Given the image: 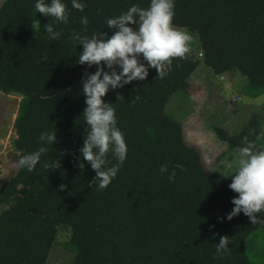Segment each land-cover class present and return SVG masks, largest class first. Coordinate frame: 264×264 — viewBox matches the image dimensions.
Returning <instances> with one entry per match:
<instances>
[{
    "label": "trees",
    "instance_id": "obj_1",
    "mask_svg": "<svg viewBox=\"0 0 264 264\" xmlns=\"http://www.w3.org/2000/svg\"><path fill=\"white\" fill-rule=\"evenodd\" d=\"M35 2L4 0L0 6V92L21 97L12 146L19 157L47 148L34 171L19 168L0 186V264H47L62 230L70 233L72 264H254L247 251L260 224L243 213L227 219L238 196L229 188L231 179L204 170L183 125L165 108L202 62L218 75L241 73L252 95L264 93V0H174V25L197 35L202 61L189 53L173 61L165 78L149 68L145 81L104 97L128 147L126 161L105 190L89 187L96 173L87 162L82 170L76 166L88 129L82 79L97 67L77 64L83 46H74L69 37L73 32L110 36L108 18L133 5L147 9L151 0H80L83 12L62 0L70 16L67 24H54V30H63L59 40L44 30L53 21L36 12ZM83 16L89 21L86 31ZM35 20L41 22L36 33ZM45 131L56 132L55 145L39 141ZM219 132L228 152L243 147L244 137L264 149L258 115L238 134ZM58 159L60 169L43 167ZM108 159L109 166L117 163L111 154ZM165 164L169 172L161 174ZM177 164L185 171L175 169L170 181ZM61 184L65 191H58ZM222 236L230 239L229 251L218 254ZM258 251L264 264V244Z\"/></svg>",
    "mask_w": 264,
    "mask_h": 264
},
{
    "label": "clouds",
    "instance_id": "obj_2",
    "mask_svg": "<svg viewBox=\"0 0 264 264\" xmlns=\"http://www.w3.org/2000/svg\"><path fill=\"white\" fill-rule=\"evenodd\" d=\"M71 5L80 12L86 7L80 0H71ZM34 8L44 17L51 18L53 22L43 25V28L52 40H59L63 30H54V24L69 22L67 4L62 0H36ZM174 17V0H151L147 9L133 5L120 16L108 18L106 25L113 33L110 36L105 32L94 33L91 37L75 32L70 35V43L83 46L77 64L97 67L95 73L85 72L82 79V94L86 98L82 116L88 129L85 130L86 136L76 164L82 170L87 162L95 171L96 176L89 181V187L97 184L99 190H105L117 177L128 154L124 134L117 126L116 111L111 103L105 102L104 97L110 90L121 89L133 81H145L149 68L157 71V78H165L172 70L173 61L187 59L191 52L193 37L186 29L174 25ZM80 22L86 31L89 23L87 16L81 17ZM31 27L35 33L39 31L40 20L33 21ZM136 99H139V95L135 96L133 102ZM39 141L42 145H55L58 142L57 134L55 131H45L41 133ZM242 143L244 146L236 150L234 171H230L228 177L232 181L229 188L238 196L231 201L234 208L227 219L231 221L243 213L253 225L264 224V149H258L247 137L243 138ZM46 152L47 148L41 146L37 151L20 156L15 167L32 172ZM109 154L117 161L115 165L109 166ZM43 167L60 169L61 163L58 159L52 164H43ZM227 168L232 170L233 164H228ZM175 169L185 171L182 165H175L168 175L170 181L176 178ZM160 172L168 173V165H162ZM66 189L67 185L61 184L58 191ZM229 242L227 236L220 237L216 244L217 253H227Z\"/></svg>",
    "mask_w": 264,
    "mask_h": 264
},
{
    "label": "rangeland",
    "instance_id": "obj_3",
    "mask_svg": "<svg viewBox=\"0 0 264 264\" xmlns=\"http://www.w3.org/2000/svg\"><path fill=\"white\" fill-rule=\"evenodd\" d=\"M3 1L0 0V6ZM190 35L193 37L190 56L202 61L197 35ZM105 70L108 71L106 67ZM262 97L264 93L257 97L252 95L249 80L241 73L237 72L236 76L218 75L202 62L192 74L187 87L169 100L165 112L183 125L186 142L197 151L204 170L229 177L230 171L235 168L237 149L228 152L219 129L230 135L238 134L255 115L262 118L264 128ZM20 101V96L0 92V186L19 169L15 167V162L20 153L13 148L12 141L16 137L14 121ZM230 163L233 164L232 170L227 168ZM58 235L47 264H72L75 250L69 244L70 233L62 230ZM250 240L247 252L254 264H262L258 249L264 244V224H260Z\"/></svg>",
    "mask_w": 264,
    "mask_h": 264
}]
</instances>
